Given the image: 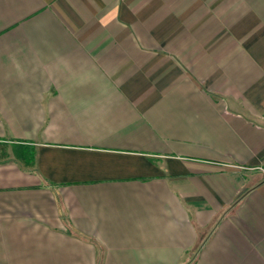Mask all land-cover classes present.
<instances>
[{
	"label": "crops",
	"instance_id": "1",
	"mask_svg": "<svg viewBox=\"0 0 264 264\" xmlns=\"http://www.w3.org/2000/svg\"><path fill=\"white\" fill-rule=\"evenodd\" d=\"M0 142V264H264V0H0Z\"/></svg>",
	"mask_w": 264,
	"mask_h": 264
},
{
	"label": "trees",
	"instance_id": "2",
	"mask_svg": "<svg viewBox=\"0 0 264 264\" xmlns=\"http://www.w3.org/2000/svg\"><path fill=\"white\" fill-rule=\"evenodd\" d=\"M13 152L16 157L20 158L25 164L31 165L34 161V148L27 143L13 144Z\"/></svg>",
	"mask_w": 264,
	"mask_h": 264
},
{
	"label": "rangeland",
	"instance_id": "3",
	"mask_svg": "<svg viewBox=\"0 0 264 264\" xmlns=\"http://www.w3.org/2000/svg\"><path fill=\"white\" fill-rule=\"evenodd\" d=\"M5 151L9 152L10 151V147L9 145L0 142V154H3Z\"/></svg>",
	"mask_w": 264,
	"mask_h": 264
}]
</instances>
